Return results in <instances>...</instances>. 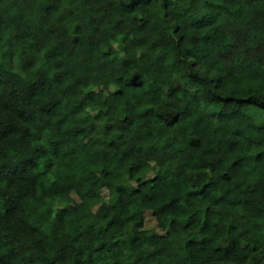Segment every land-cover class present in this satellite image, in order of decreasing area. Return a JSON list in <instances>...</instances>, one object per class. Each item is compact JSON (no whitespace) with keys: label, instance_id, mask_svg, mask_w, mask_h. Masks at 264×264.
<instances>
[{"label":"trees","instance_id":"1","mask_svg":"<svg viewBox=\"0 0 264 264\" xmlns=\"http://www.w3.org/2000/svg\"><path fill=\"white\" fill-rule=\"evenodd\" d=\"M0 264H264V0H0Z\"/></svg>","mask_w":264,"mask_h":264},{"label":"rangeland","instance_id":"2","mask_svg":"<svg viewBox=\"0 0 264 264\" xmlns=\"http://www.w3.org/2000/svg\"><path fill=\"white\" fill-rule=\"evenodd\" d=\"M255 120L262 121L261 119H255ZM144 215L146 216V222H145L146 229L154 230L156 233L160 234L161 231L158 229V227L156 225V222L154 221L153 218H151L149 216L150 215V212H146Z\"/></svg>","mask_w":264,"mask_h":264}]
</instances>
